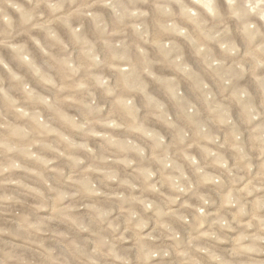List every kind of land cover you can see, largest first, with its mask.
Listing matches in <instances>:
<instances>
[{"label":"clouds","instance_id":"clouds-1","mask_svg":"<svg viewBox=\"0 0 264 264\" xmlns=\"http://www.w3.org/2000/svg\"><path fill=\"white\" fill-rule=\"evenodd\" d=\"M0 264H264V0H0Z\"/></svg>","mask_w":264,"mask_h":264}]
</instances>
